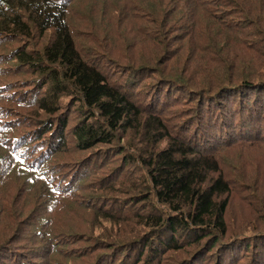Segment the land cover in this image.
Wrapping results in <instances>:
<instances>
[{
    "label": "trees",
    "instance_id": "obj_1",
    "mask_svg": "<svg viewBox=\"0 0 264 264\" xmlns=\"http://www.w3.org/2000/svg\"><path fill=\"white\" fill-rule=\"evenodd\" d=\"M189 1L193 10L188 21L163 45L166 55L161 70L157 66L151 70L155 65L150 64L123 65L119 56L110 52L123 69L119 70L123 77L113 80L77 47L76 0H0V35H5V42L0 40L1 48L8 47V40L42 37L50 31V38L39 49L30 52L16 48L4 54L5 61L34 75L41 90L32 93L30 100L17 99L18 104L10 109L11 119H20L14 108L22 106L53 116L60 108L61 97L69 95L75 103H81L77 111L85 113L71 130L79 149L111 147L115 140L129 135L148 146L136 159L146 169L150 182L147 197L151 193L161 209L147 206L140 221L148 231L139 239L123 243V248L115 246L112 259L113 263L118 259L116 264H164V260H171L170 264H203L205 257L206 264H233L238 257L239 249L234 256V246L223 242L228 232L229 196L236 186L224 174L219 150L239 141L250 146L264 141V69L250 65L255 61L256 48L264 49V0H212L208 8V0ZM234 15L238 20L231 24L226 19ZM196 16L201 19L197 21ZM169 23L164 21L163 29L167 24L170 27ZM239 25L251 27V32L246 33ZM178 57L183 58L181 68L165 66ZM158 70L161 82L148 102V107L157 111L144 114L147 106L133 99L128 90L137 83L131 77L154 75ZM13 89H17L16 84ZM176 90L186 96L174 102H187L183 107L186 118L179 122L177 132L167 123L162 109H157L158 104L166 105L174 99ZM60 121L43 122L38 131L41 136L56 125L47 144L58 149L67 125L66 119ZM58 128L60 136L56 137ZM163 141L165 145L159 147ZM37 152L25 168L13 174L0 171V183L17 175L44 186L40 196L46 197L45 207L42 203L39 208H45L46 213L34 217L43 224V231L39 229L37 234L45 239L52 236L54 218L62 215L66 219L65 205L60 203L76 195L79 182L75 174L64 176L48 168L51 155L43 145H37ZM128 161L125 157L123 165ZM69 177L74 178L65 183ZM258 207L264 210V204ZM247 245L249 249L253 246ZM179 253L188 256L180 259ZM258 256L257 252L250 253L249 262L257 264Z\"/></svg>",
    "mask_w": 264,
    "mask_h": 264
},
{
    "label": "rangeland",
    "instance_id": "obj_2",
    "mask_svg": "<svg viewBox=\"0 0 264 264\" xmlns=\"http://www.w3.org/2000/svg\"><path fill=\"white\" fill-rule=\"evenodd\" d=\"M211 1L208 0L207 8ZM75 3L78 12L74 21L77 47L99 63L113 80L123 77L119 71L123 69L114 55L119 56L123 65L150 64L155 65L151 70H156V66L161 70L164 64H160L166 55L163 45L173 32L180 31L177 29L185 25L193 10L189 0H76ZM240 4L247 6L249 3ZM196 19L199 21L201 17L196 16ZM166 20L170 22V27L167 24L169 29L162 27ZM226 20L236 24L238 17L234 15ZM239 26L248 31L246 33L251 32V27ZM0 38L5 42V35H0ZM49 38L48 30L42 37L34 35L23 40H8L6 49L0 47V171L13 174L25 168L39 154L35 153L37 145H43L51 155L48 168L55 173L58 170L64 176L75 174L79 183L75 185L76 195L72 194L60 203L65 205L66 219L62 215L54 218L50 227L52 236L45 239L37 234V230L43 231V224H38L34 217V214L46 213L45 208H39L42 203L45 207L43 200L46 197L44 194L40 196L42 188L45 191L44 186L31 184L17 175L9 176L10 180L4 184L0 183V264H116L118 259L114 263L112 259L115 246L123 248V243L139 239L148 231L140 221L142 215H146L147 206L151 204L161 209L151 193L147 197L150 182L146 169L136 159L148 146L129 135L115 140L111 147L97 145L88 150L79 149L71 130L85 113L77 111L82 105L75 103L76 100L69 95L61 97L60 108L53 116L22 106L14 108L20 119L10 118V109L18 104L17 99L30 100L32 93L37 94L41 90L34 75L12 61H5L4 54L16 48H27L33 52ZM230 48L236 50L234 46ZM256 49L255 61L250 65L264 69V56H260L264 55V49ZM182 62L183 58L178 57L165 66L179 69ZM159 70L154 75H130L137 79V83L128 90L132 92L133 99L147 106L144 114L157 111L149 108L148 102L161 82ZM15 84L17 89H13ZM185 96L183 91L176 90L174 99L168 101V107V103L157 106L176 132L180 129L179 122L186 118L183 107L187 102L181 101ZM176 98L181 99L175 103ZM61 119H66L67 125L58 149L47 144V138L52 136L56 125L41 136H38V131L43 122L57 124ZM164 145L165 141L159 147ZM123 147L125 150L121 154L119 150ZM219 155L225 176L236 186L229 196L228 232L223 242L234 246V256L239 249L233 264H252L249 262L252 252L260 254L257 264H264V210L258 207L264 204V141H257L255 146L239 141L219 150ZM125 157L130 161L123 165ZM73 178L69 177L65 183ZM256 210L260 213L255 214ZM247 244L250 247L253 244L251 249ZM187 256V253L177 255L180 259ZM205 260L203 264H206ZM170 263L171 260H164V264Z\"/></svg>",
    "mask_w": 264,
    "mask_h": 264
}]
</instances>
